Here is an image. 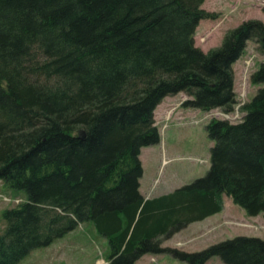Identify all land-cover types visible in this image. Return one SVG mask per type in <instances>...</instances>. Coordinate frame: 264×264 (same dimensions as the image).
Returning <instances> with one entry per match:
<instances>
[{"label":"trees","instance_id":"1","mask_svg":"<svg viewBox=\"0 0 264 264\" xmlns=\"http://www.w3.org/2000/svg\"><path fill=\"white\" fill-rule=\"evenodd\" d=\"M205 0H0V181L24 200L3 211L0 264H19L91 222L108 264L169 254L188 264H264V239L238 235L199 251L164 246L225 208L264 216V62L239 121L207 124L210 168L146 199L142 148L161 141L155 111L185 93L186 108L232 112L234 64L264 23L246 20L220 47L195 43Z\"/></svg>","mask_w":264,"mask_h":264},{"label":"rangeland","instance_id":"2","mask_svg":"<svg viewBox=\"0 0 264 264\" xmlns=\"http://www.w3.org/2000/svg\"><path fill=\"white\" fill-rule=\"evenodd\" d=\"M202 8L217 16L201 20L196 29L195 43L204 51L220 47L226 33L246 20L264 23V0H205ZM262 62L264 54L254 41H248L244 53L234 64L237 103L232 112L186 108L183 106V101L188 98L185 93L175 96L180 106L172 117L165 118L168 113L165 109L175 105L161 106L157 110L161 141L143 147L140 156L144 168L141 179L143 193L173 191L207 173L215 141L209 138L206 126L212 118L232 122L241 119L242 106L252 100L261 86L254 84L251 77ZM23 200V195L5 189L0 181V231L5 228L3 211ZM225 200L226 208L220 220L208 222L206 226H190L164 241L163 245L194 252L217 243L218 239L238 235L264 239V216H248L230 197H225ZM110 253L108 239L98 233L91 222H85L50 245L34 249L19 264H108ZM136 264L188 263L169 254H145ZM209 264L225 263L215 256Z\"/></svg>","mask_w":264,"mask_h":264},{"label":"crops","instance_id":"3","mask_svg":"<svg viewBox=\"0 0 264 264\" xmlns=\"http://www.w3.org/2000/svg\"><path fill=\"white\" fill-rule=\"evenodd\" d=\"M182 93V92H181ZM178 95H180V93H178V94H175V95H170V96H166L163 100H162V102L157 106V108H156V111H155V115H157V110L162 106V107H166V106H172V105H175V107H170V108H167V109H165V111L166 112H168V113H166V117L165 118H170V117H172V115H174V113H176L177 111H178V107L180 106L179 105V101H178V99H176V97L175 96H178ZM157 118V117H156ZM142 179V178H141ZM141 189H142V182H141ZM142 191V190H141ZM170 192H172V191H163V192H160V193H156V194H151V193H143V195L146 197V199H148V198H152V197H156V196H160V195H163V194H167V193H170ZM225 208H226V206H225ZM225 208H224V210H225ZM224 210L222 211V212H220V213H217V214H215V215H212V216H210V217H208L207 219H205V220H203V221H200V222H196V223H193V224H190L187 228H189L190 226H194V225H205L206 223H208V222H212V221H214V220H217V219H219L220 220V217H221V215H222V213L224 212ZM259 216V215H258ZM254 217H256V216H254ZM206 226V225H205ZM187 228H185L184 230H182L181 232H179V233H182V232H184ZM179 233H177V235H179ZM228 238H230V237H228ZM223 240H226V238L225 239H222V240H220V239H218V241H216V242H220V241H223ZM201 250V249H200ZM209 262H210V260L209 261H207V263H205V264H209Z\"/></svg>","mask_w":264,"mask_h":264}]
</instances>
